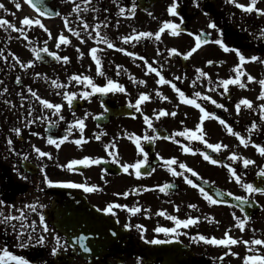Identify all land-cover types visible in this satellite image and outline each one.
Returning a JSON list of instances; mask_svg holds the SVG:
<instances>
[{
  "label": "flooded vegetation",
  "instance_id": "flooded-vegetation-1",
  "mask_svg": "<svg viewBox=\"0 0 264 264\" xmlns=\"http://www.w3.org/2000/svg\"><path fill=\"white\" fill-rule=\"evenodd\" d=\"M93 262L264 264V0H0V264Z\"/></svg>",
  "mask_w": 264,
  "mask_h": 264
},
{
  "label": "water",
  "instance_id": "water-1",
  "mask_svg": "<svg viewBox=\"0 0 264 264\" xmlns=\"http://www.w3.org/2000/svg\"><path fill=\"white\" fill-rule=\"evenodd\" d=\"M57 196V201L54 205V214L55 216L58 218V214H57V209L60 208V206L62 205V203L64 202L65 198H67V196L64 195V192H57L56 194ZM67 214V213H66ZM66 214H62L61 216H64ZM71 215V214H70ZM69 215V216H70ZM55 226L57 229H59L61 232H63L65 235H67L70 239V241L72 242V237L71 234L74 232L75 228L74 227H68L63 225L59 220L55 223ZM115 249V248H113ZM118 251V250H117ZM145 253H154L153 252V248H146L145 249ZM91 264H108V263H99V262H93Z\"/></svg>",
  "mask_w": 264,
  "mask_h": 264
}]
</instances>
